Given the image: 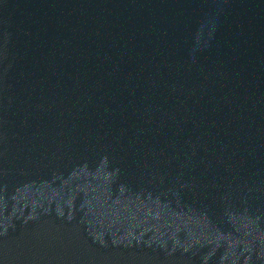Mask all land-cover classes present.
<instances>
[{"label":"water","instance_id":"obj_1","mask_svg":"<svg viewBox=\"0 0 264 264\" xmlns=\"http://www.w3.org/2000/svg\"><path fill=\"white\" fill-rule=\"evenodd\" d=\"M0 264H264V0H0Z\"/></svg>","mask_w":264,"mask_h":264}]
</instances>
